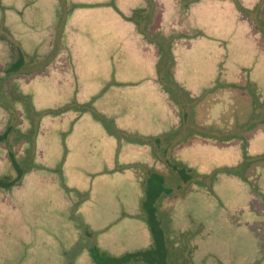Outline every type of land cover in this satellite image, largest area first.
Instances as JSON below:
<instances>
[{
	"label": "rangeland",
	"instance_id": "rangeland-1",
	"mask_svg": "<svg viewBox=\"0 0 264 264\" xmlns=\"http://www.w3.org/2000/svg\"><path fill=\"white\" fill-rule=\"evenodd\" d=\"M190 1L0 0V264L148 250L153 172L168 264H264V0Z\"/></svg>",
	"mask_w": 264,
	"mask_h": 264
},
{
	"label": "trees",
	"instance_id": "trees-1",
	"mask_svg": "<svg viewBox=\"0 0 264 264\" xmlns=\"http://www.w3.org/2000/svg\"><path fill=\"white\" fill-rule=\"evenodd\" d=\"M146 1L149 5L154 3V0H146ZM187 3L190 5L192 1L186 0V3L183 4L182 2V5L179 6L178 15L181 18H183L186 15L184 11L185 9H187V6H188ZM137 30L139 31V29ZM16 50H19V49L15 48V51L14 49H11L12 52L10 53L13 58L15 56ZM14 61L11 63V66H13V69H12L13 74L17 70V68L15 67H17V65L19 64V62L16 63V60ZM251 85L254 86V84H251ZM251 88H253V90L254 88L256 89L255 86ZM228 90H229V97L230 99H233L234 106L232 105V103L230 105H232L233 108H235L236 106V109L232 111L233 116L230 117V118L234 116L236 117V118L234 117V120H232L233 121L232 123H236L235 120L238 119L237 116L240 118L243 113H246V117L242 118L244 121V119L247 118L249 114L247 108L243 107L244 109L241 110V113L237 112V108H238V105L241 106V103H244L245 105L248 104L249 99H250L248 91H245L244 87H242L240 83L229 86ZM218 91H219V87L215 88L213 92H211L208 96H216ZM261 109L262 108L260 107L259 109H257V111ZM248 119H250V117ZM261 126L262 125L261 124L259 125L258 121H256L254 125L249 129L246 127L244 128L239 127L240 129H242V132L235 135L232 141H226V142L220 141V142H217V145L227 146L232 143L237 144L243 139V136L244 137L246 136L247 138V136L251 137L256 132H259L262 129ZM228 127L231 128V126L229 125ZM8 131L10 132L12 131V129L10 127H7L6 133H8ZM6 133L4 134L3 137H6ZM156 141L158 142L157 139L154 140V142L158 144ZM164 179H166L165 176H161L159 175V173H156V172L151 173L149 182L147 184V193H146V197L144 200L145 202L143 203V209L147 214L146 218H147V222H148V226H149L151 238H152V245L150 246V248L145 251H139V252L127 254L120 258L110 257L106 254L100 253L98 249L95 248L91 251V257L95 264H128L130 262H140L143 264H168V260L171 258L172 255L171 253L169 254V250L165 246L163 233H162V230L160 229L159 222L156 219V206H155L156 201H158L160 197L167 196L171 192V189L166 186ZM2 185L4 186V183L2 180H0V187H2ZM172 257L175 258L174 260H177L178 262L182 263L183 256L180 253L175 254Z\"/></svg>",
	"mask_w": 264,
	"mask_h": 264
},
{
	"label": "crops",
	"instance_id": "crops-1",
	"mask_svg": "<svg viewBox=\"0 0 264 264\" xmlns=\"http://www.w3.org/2000/svg\"><path fill=\"white\" fill-rule=\"evenodd\" d=\"M180 45V44H179ZM216 96H219V91H218V93H217V95ZM209 97V96H208ZM214 144H217V142H213Z\"/></svg>",
	"mask_w": 264,
	"mask_h": 264
}]
</instances>
